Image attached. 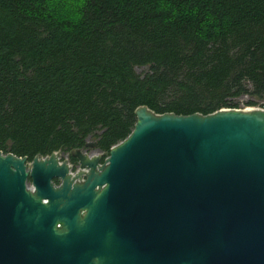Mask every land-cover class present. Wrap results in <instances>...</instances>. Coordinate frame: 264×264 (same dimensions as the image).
Here are the masks:
<instances>
[{
	"label": "water",
	"instance_id": "obj_1",
	"mask_svg": "<svg viewBox=\"0 0 264 264\" xmlns=\"http://www.w3.org/2000/svg\"><path fill=\"white\" fill-rule=\"evenodd\" d=\"M134 112L74 175L0 150V264H264V108Z\"/></svg>",
	"mask_w": 264,
	"mask_h": 264
},
{
	"label": "trees",
	"instance_id": "obj_2",
	"mask_svg": "<svg viewBox=\"0 0 264 264\" xmlns=\"http://www.w3.org/2000/svg\"><path fill=\"white\" fill-rule=\"evenodd\" d=\"M137 65H146L143 72ZM264 107V0H0V150L107 155L135 108Z\"/></svg>",
	"mask_w": 264,
	"mask_h": 264
},
{
	"label": "flooded vegetation",
	"instance_id": "obj_3",
	"mask_svg": "<svg viewBox=\"0 0 264 264\" xmlns=\"http://www.w3.org/2000/svg\"><path fill=\"white\" fill-rule=\"evenodd\" d=\"M88 140L95 141L92 139H87V141ZM86 142L84 143L83 146L79 147L80 151L83 152L84 154H86L87 156L97 154L100 157L99 162H102L104 160V158L106 157V155H103L102 150L100 152V149L97 147V145L92 146L90 144H87ZM93 149H98V150L93 151ZM58 158L60 161L66 160L68 167H69L68 170L70 171V173L72 175L77 174L82 170V168L80 166L79 159L75 155H73V150L66 152V155L62 159H60L59 152H58ZM81 177L82 178L84 177L83 173H81ZM30 180H31V178L29 176H27V182L28 183L30 182ZM61 181H62V179L60 177H55V176L52 177L53 185H58L59 183H61Z\"/></svg>",
	"mask_w": 264,
	"mask_h": 264
},
{
	"label": "rangeland",
	"instance_id": "obj_4",
	"mask_svg": "<svg viewBox=\"0 0 264 264\" xmlns=\"http://www.w3.org/2000/svg\"><path fill=\"white\" fill-rule=\"evenodd\" d=\"M147 66L146 65H137L136 66V69L137 71L139 72H143L144 70H146ZM249 98L248 95L244 94V95H241L237 98V101H238V106H235L236 108H264L260 103H257V104H253V105H249V104H246L245 101ZM90 139H93V138H90ZM98 149H93V151H97ZM59 152V156H60V159H62L65 155H66V152L68 151H62V150H58ZM101 152V150H100ZM103 152V151H102Z\"/></svg>",
	"mask_w": 264,
	"mask_h": 264
}]
</instances>
